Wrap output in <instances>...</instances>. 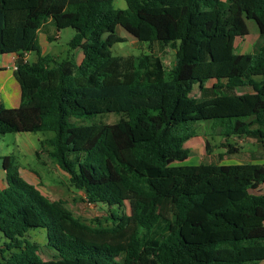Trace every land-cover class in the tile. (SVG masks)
<instances>
[{
    "label": "trees",
    "instance_id": "1",
    "mask_svg": "<svg viewBox=\"0 0 264 264\" xmlns=\"http://www.w3.org/2000/svg\"><path fill=\"white\" fill-rule=\"evenodd\" d=\"M113 1L0 0V56L36 55L16 65L19 105L0 104V135L51 133L40 141L49 159L88 203L109 208L86 223L23 179L12 156L0 157V233L5 250H19L0 264L264 261V194L246 188L264 184V164H175L187 160L183 144L202 121L226 139L264 142V81L255 79L264 76V0H125V9ZM245 20L263 43L239 54ZM48 21L75 32L64 59L41 54L37 35ZM117 27L172 49V67L151 52L112 55L124 41ZM245 87L252 93H235ZM110 114L118 121H101ZM125 203L129 214L112 209ZM31 228L46 230L54 258L21 239Z\"/></svg>",
    "mask_w": 264,
    "mask_h": 264
},
{
    "label": "rangeland",
    "instance_id": "2",
    "mask_svg": "<svg viewBox=\"0 0 264 264\" xmlns=\"http://www.w3.org/2000/svg\"><path fill=\"white\" fill-rule=\"evenodd\" d=\"M113 7L116 9H125V0H114ZM248 29V35L243 38H238L235 41L236 52L239 54L255 52L263 43L262 37L258 34V29L254 21L245 20ZM62 35L59 39H52L50 41L49 53L59 56L61 59L67 57L69 53V41L75 34L74 30L68 28L61 30ZM116 34L124 39L121 43L114 44L110 51L114 56H138L145 53H153L161 57L166 71H168L174 62V51L169 47L153 44L150 47V43L139 42L129 33H127L121 27H117ZM54 35V34H53ZM40 36V34H39ZM40 38V37H39ZM38 38V42H39ZM75 55V50L72 51ZM52 56V55H51ZM36 60L35 53H32L29 62ZM167 77V76H166ZM256 80H263V77L255 78ZM13 82V81H12ZM211 82H208L207 87H211ZM16 84V85H15ZM15 91V98H17L18 89L17 83L14 81L13 85L9 84V89ZM241 92L249 91V88L240 89ZM194 94H198L195 89ZM211 95V94H210ZM5 98V97H3ZM5 104V103H4ZM7 104H5L6 106ZM95 119H99L96 117ZM119 117L115 114L104 116L101 121L112 124L118 121ZM88 123V122H87ZM193 129L196 131V136L191 143L199 144V141L204 137L209 141L210 145H214L212 149V155L196 151L194 149L189 150V159L183 162H175L176 165H197L200 163H221L225 164H240L245 163V153L252 154L257 151L256 146L251 145L247 138L240 139L239 137H230L228 139L229 145L238 147V153L225 154V149L221 147L220 143L225 137L216 134L217 131H213V124L211 121H202L195 123ZM51 133H9L0 135V157L12 156L14 159V165L17 167L19 174L23 179L35 185L40 192L52 201L61 200L65 206L72 212L75 217H78L86 223H90L92 219L96 217L105 216L108 213L109 208L104 205L95 206L86 201L83 191L74 188L68 179V176L62 172L59 167L47 156V149L42 148L40 141H44L51 137ZM220 145V146H219ZM188 142L183 144L186 149ZM214 153V154H213ZM224 154L226 156H224ZM219 155V157H218ZM221 155V156H220ZM1 172V171H0ZM3 176L0 174V189L3 188V182L1 181ZM246 188L249 193L254 195L264 194V184L256 183L252 180H248ZM116 213H130L129 204L125 203L122 210L117 211L116 207L112 208ZM24 242L36 244L39 247L38 254L44 259L54 258V251L51 250L47 244L46 230L42 228H31L21 238ZM7 240L0 233V257H8L14 252H18L17 249L5 250L4 244ZM257 264H264V261Z\"/></svg>",
    "mask_w": 264,
    "mask_h": 264
},
{
    "label": "crops",
    "instance_id": "3",
    "mask_svg": "<svg viewBox=\"0 0 264 264\" xmlns=\"http://www.w3.org/2000/svg\"><path fill=\"white\" fill-rule=\"evenodd\" d=\"M39 34H40V36H39ZM61 35H62V32L61 31L58 32L56 30L55 26L52 24V22L48 21L41 28V30L38 32V35H37V38L40 37L39 38V45H40V49H41V54L59 57V56H56V55L49 53V50H50V47H49L50 44L49 43L52 39H59ZM235 50H236V48H235ZM31 54L32 53H25V54H23L22 58H19V56L16 54H4V55L0 56V104H2L3 106H5V104H7L5 106L7 108H16L19 105V89H18V93H17V98H15L14 87H13V91H12L11 89H9V84H11V86H12L13 82L15 81L13 78V72H14L16 65L19 64V62H21V63L26 62V61L29 62V58H30ZM74 56H75L76 62L80 63L82 60L81 50L76 49ZM262 77L264 78V76H262ZM262 81H264V79ZM212 84H213V82H211V86H212ZM245 88H249V91L241 92L240 89H244V88H240V89H237L235 91V93L238 95L245 94V93H252V90L250 87H245ZM197 92H198V90H197ZM198 94H199V92H198ZM195 95L197 96V94H195ZM3 97H5V98H3ZM196 134L197 133L195 131L194 137H197ZM216 134H218V132ZM194 137H192L186 141V142H188V146L186 148L187 151L189 152V150L194 149L193 153H196V151L201 152L203 150V152L206 153L207 155H212L211 151H212V149L214 150V145H210L209 141L205 137L199 141V144L193 145V143H191V142L193 141L192 139ZM243 138H247V137H240V139H243ZM247 140H249L251 145L254 144L256 146L257 151L253 152L252 154H250V153L244 154V157H246V161H244L245 164H250L251 166H258L259 164H264V142L260 143L256 139H252V138H247ZM227 141H228V139L224 138L223 141L220 143L221 147H223L226 150L225 154L226 153L229 154L228 150L230 151V148L234 149L231 153H238L239 152L238 147L232 146L231 144L229 145V143ZM228 146H231V147H228ZM225 154H224V156H226ZM218 157H219V155H218ZM188 159H189V155H188L187 160ZM197 163L200 164V162H197ZM207 164H215V163H207ZM217 164H225V163L221 162V163H217ZM0 171H1L0 174L3 176V179H1V181L3 182V188H5L6 187L5 173L2 169H0Z\"/></svg>",
    "mask_w": 264,
    "mask_h": 264
},
{
    "label": "built area",
    "instance_id": "4",
    "mask_svg": "<svg viewBox=\"0 0 264 264\" xmlns=\"http://www.w3.org/2000/svg\"><path fill=\"white\" fill-rule=\"evenodd\" d=\"M14 70H16V67H15V69Z\"/></svg>",
    "mask_w": 264,
    "mask_h": 264
},
{
    "label": "water",
    "instance_id": "5",
    "mask_svg": "<svg viewBox=\"0 0 264 264\" xmlns=\"http://www.w3.org/2000/svg\"><path fill=\"white\" fill-rule=\"evenodd\" d=\"M19 64H21V62H19Z\"/></svg>",
    "mask_w": 264,
    "mask_h": 264
}]
</instances>
